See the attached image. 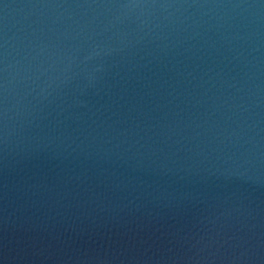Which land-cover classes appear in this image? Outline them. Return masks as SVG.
<instances>
[{"label":"water","instance_id":"95a60500","mask_svg":"<svg viewBox=\"0 0 264 264\" xmlns=\"http://www.w3.org/2000/svg\"><path fill=\"white\" fill-rule=\"evenodd\" d=\"M0 264H264V0H0Z\"/></svg>","mask_w":264,"mask_h":264}]
</instances>
